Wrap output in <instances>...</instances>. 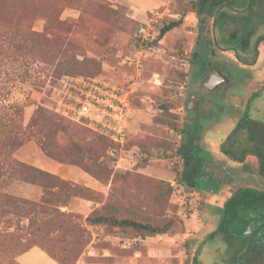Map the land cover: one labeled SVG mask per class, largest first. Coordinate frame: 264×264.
<instances>
[{"label": "rangeland", "instance_id": "obj_1", "mask_svg": "<svg viewBox=\"0 0 264 264\" xmlns=\"http://www.w3.org/2000/svg\"><path fill=\"white\" fill-rule=\"evenodd\" d=\"M247 1L213 0L206 16L198 0H0V198L16 201L0 200V264H37L39 249L52 259L46 248L64 264H235L249 213L264 200L241 202L209 235L233 191L264 188L253 154L264 151V0H249L254 10ZM242 32L245 52L231 39ZM199 51L210 59L194 62ZM217 71L223 82L244 77L223 107L211 99L228 85L207 87ZM78 76L107 85L123 122L56 110L76 94ZM27 165L57 178L50 184ZM96 214L173 226L144 236L88 220Z\"/></svg>", "mask_w": 264, "mask_h": 264}, {"label": "trees", "instance_id": "obj_2", "mask_svg": "<svg viewBox=\"0 0 264 264\" xmlns=\"http://www.w3.org/2000/svg\"><path fill=\"white\" fill-rule=\"evenodd\" d=\"M257 1H251L250 2V8H254V4L257 5ZM214 2L213 0H198V5L200 10H205V15L209 16V14H211V5H213ZM222 4V3H219ZM253 10V9H252ZM203 20V19H202ZM204 20L206 22V18L204 17ZM214 25H216V21L213 22ZM182 24V18L178 19V20H173L167 24H165L162 28H161V32H160V36H163L165 33H167L168 31L180 26ZM223 25V24H222ZM221 25V26H222ZM249 37H247L248 39L250 38V35H248ZM249 43V42H248ZM195 61L196 63H199L200 60H202V57H208L210 59V57L207 55V53L205 51L203 52H196L195 53ZM213 66V64H209L206 62L205 65H203L200 69V76H202L204 74V72L210 67ZM257 96L256 93L253 94L252 97ZM250 102V101H249ZM245 118H241L243 120V123H245L246 121L250 120L248 118V111H246L245 114ZM238 125H242V123H240V121L238 122ZM191 132V131H189ZM188 138H190V135H187ZM194 141V140H193ZM192 141H190V139H188L185 143H183L182 145V153H183V157L185 159V165H190L192 163V160L194 159L193 156V152L191 151V149L195 150V146L192 145ZM201 147V146H200ZM256 155L259 158V166H260V171L264 174V151H261L260 149H258L256 151ZM193 157V158H192ZM28 169H32L35 173H38L42 176H45L49 179L50 184L53 182L54 179H56L57 177L47 171L38 169L36 167H30L27 165ZM195 171V169L193 170ZM185 179V178H184ZM186 180V179H185ZM31 182L35 183V180H30ZM192 184V182H190ZM43 186H46L44 184H41ZM264 200V188L261 190L255 189L253 187H244V188H239L238 190H235L232 192V194L226 198L224 200L222 209L223 212L221 215V224L218 227V230H216L215 232H213L211 235V237L215 236L216 234H218L219 232L222 231V228L224 226V223L227 221L228 216H229V212L231 211V209H235L239 208V205L241 202H245L246 200H250L252 202L256 201V200ZM0 200L2 201V203L4 205H10L11 207H15L16 201L13 199L12 196L9 195H1ZM236 207V208H235ZM60 215L64 216V213L61 211H57ZM252 214V215H251ZM249 213L250 217H249V221L251 222L253 219H259L264 221V208L261 209L258 212H254V213ZM234 217L237 216V211L234 212ZM89 221H92L94 223H105L111 226H118V227H123V228H132L134 230L139 231L141 234L145 235H157V234H163L166 233L168 231L171 230L172 228V224L169 221L166 224H152L149 222H143L140 220H135L132 218H128V217H123V218H117L116 216L113 215H104V214H96V215H90L88 217ZM33 247L32 246H27L23 249V251L21 253H19L18 255L28 251L29 249H31ZM49 255L55 259L57 262L59 260V264H64V261L62 260V258L57 257L53 251H51L50 249L46 248L45 249ZM61 262V263H60Z\"/></svg>", "mask_w": 264, "mask_h": 264}, {"label": "built area", "instance_id": "obj_3", "mask_svg": "<svg viewBox=\"0 0 264 264\" xmlns=\"http://www.w3.org/2000/svg\"><path fill=\"white\" fill-rule=\"evenodd\" d=\"M73 81L75 84L71 86L77 92L75 95L70 94L72 97L68 101L59 103L56 107L58 112L77 120L89 119L91 123L97 125L103 124L102 118L107 115L116 118L118 122H123L122 108L119 103H114L113 97L112 99L108 97V88L103 81L84 76L71 78L72 83ZM108 109H114L113 114H110Z\"/></svg>", "mask_w": 264, "mask_h": 264}, {"label": "flooded vegetation", "instance_id": "obj_4", "mask_svg": "<svg viewBox=\"0 0 264 264\" xmlns=\"http://www.w3.org/2000/svg\"><path fill=\"white\" fill-rule=\"evenodd\" d=\"M238 1L241 4H245L244 3V0H238ZM250 2L251 1H249V0L247 1V4H249V6L251 5ZM228 3H230L231 5H233L232 2H228ZM259 7H260V5H258L257 7L252 8V9L253 10L254 9H259ZM263 12H264V8H263ZM247 37H249V36H246L242 32V33H239V34L238 33L232 34V38L231 39L238 40V46L242 49L243 52H245L248 49V45H249V43H248L249 42V39ZM257 40L259 42H262L261 43L263 45L262 46V49L264 50V33L263 34H260L258 36ZM232 48H234V47H232ZM233 50L234 51H237L238 49L234 48ZM211 67L212 66H210L209 68H211ZM215 73L211 74L210 76L214 75ZM238 73L236 74V75H238L237 80L231 81V79L229 78V81L228 82H223V83L218 84L217 86H215L216 88L214 87L215 89H218V86H220V85H223V84L228 85L226 88H224L222 91H220L217 96H214V98L211 99L213 103L216 100V102L221 103V106L220 107H223V106L226 105L224 102L227 99H229V94L228 93H229L230 89L236 87V85L240 83V80L244 78V77H242L243 75H240ZM207 87H208V89H210L209 86H207ZM215 89H212V90L214 91ZM253 94L251 95V97L248 98L247 104H249L251 102V100L255 97V96L252 97ZM220 111L222 112V110H220ZM205 115H209V114H205ZM192 132H193V130H192ZM259 148L260 147L257 146L254 149V153H253L254 155H256V151ZM247 162H249V163H247L249 166H253V163H251L250 161H247ZM257 170L258 171H257L256 175H263L264 176V174L260 171V166L259 165L257 167ZM251 172L254 173V171H251ZM238 173H240V172H238ZM253 173H251V174H253ZM244 187H253L254 188V186H252V185L243 186L241 188H244ZM230 192L231 191H228V193H230ZM250 223H251V231L248 232L249 231V228L247 229L246 236L243 238V241H242V246H241V249L242 250L241 251L243 252V254H240L239 257H236L235 258V260H234L235 264H252L256 260H258L260 258H263L264 259V221L259 220L257 218V219H253Z\"/></svg>", "mask_w": 264, "mask_h": 264}, {"label": "water", "instance_id": "obj_5", "mask_svg": "<svg viewBox=\"0 0 264 264\" xmlns=\"http://www.w3.org/2000/svg\"><path fill=\"white\" fill-rule=\"evenodd\" d=\"M228 80V77L221 71H217L214 75L210 76L207 81H208V86L210 88H214L215 86H217L218 84H220L221 82L223 81H227ZM194 102H195V99H193L190 104H189V107L192 108L194 107ZM249 228V231H251V225L248 227Z\"/></svg>", "mask_w": 264, "mask_h": 264}, {"label": "crops", "instance_id": "obj_6", "mask_svg": "<svg viewBox=\"0 0 264 264\" xmlns=\"http://www.w3.org/2000/svg\"><path fill=\"white\" fill-rule=\"evenodd\" d=\"M34 250H36V248H33V251ZM39 250H41L42 252H40V254H39V260L37 261V264H39L41 261H43V258L45 259L46 258V260H47V262H49L50 261V263L51 264H59L55 259H53L52 257V259H50L49 257H48V255H47V253L43 250V249H39ZM29 251V250H28ZM27 252V251H26ZM26 252H24V253H22V254H20V257L21 256H24V254H26ZM49 260V261H48ZM53 260L55 261V262H53Z\"/></svg>", "mask_w": 264, "mask_h": 264}]
</instances>
